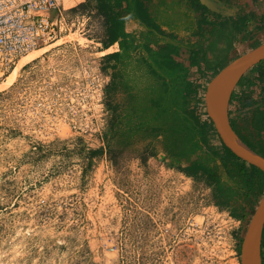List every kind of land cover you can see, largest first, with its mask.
I'll return each instance as SVG.
<instances>
[{"label":"rangeland","instance_id":"rangeland-1","mask_svg":"<svg viewBox=\"0 0 264 264\" xmlns=\"http://www.w3.org/2000/svg\"><path fill=\"white\" fill-rule=\"evenodd\" d=\"M86 1L65 0L54 46L0 78V264H239L250 211L217 206L188 163L134 129L136 99L91 42L100 32ZM196 90L188 111L205 123Z\"/></svg>","mask_w":264,"mask_h":264},{"label":"trees","instance_id":"trees-1","mask_svg":"<svg viewBox=\"0 0 264 264\" xmlns=\"http://www.w3.org/2000/svg\"><path fill=\"white\" fill-rule=\"evenodd\" d=\"M148 0H125L126 6L118 11V14L127 13L149 30L160 33L156 27L150 25V13L146 6ZM221 3H232L233 0H218ZM110 2V1H109ZM108 2V3H109ZM202 12L200 19L206 11V7L198 0H190ZM120 0H117L120 5ZM100 4H106L102 1ZM88 5V2H87ZM198 11V10H197ZM212 24V23H211ZM209 23V25H211ZM212 26V25H211ZM116 26L109 25V38L117 37ZM140 42L138 48L141 52L137 63L142 65L133 70L135 82L124 77L128 69L125 56L118 51L109 53L105 59L112 60L119 67L121 77L124 79L125 90L129 92V102H132V118L137 122L134 129L145 127L148 136L159 140L165 154L178 161L188 163L185 166L184 174L188 177L203 180L212 188L215 204L219 207L228 206L231 200L236 202L244 215L250 211L252 214L254 206L246 209V202L262 194L264 179L263 174L254 166L246 163L225 147L221 140V147L218 149L208 143V132L212 130V124L208 119L205 123H199L197 117L188 111V90L189 87L181 82L179 74L181 68L174 63L168 51L169 45H163L153 50L149 42ZM134 44V42H133ZM135 45V44H134ZM125 52L134 48L131 42L122 43ZM150 50H147V48ZM124 52V53H125ZM254 65L252 69L259 68L261 75H264V67ZM264 63V62H263ZM122 66V67H121ZM127 73V72H126ZM116 75V74H115ZM138 79V80H137ZM111 81L115 82V76ZM141 81V82H136ZM135 84V85H134ZM142 84V86H140ZM235 96L232 93L231 98ZM139 100V102H138ZM138 108V105L141 104ZM241 104L247 107L251 104L248 98L242 99ZM230 125L236 135L247 144L252 150L264 157V107L252 111L243 120L230 119ZM239 123V124H238ZM234 209H236L234 207ZM240 242L237 244V251L240 252ZM264 245V230L261 246Z\"/></svg>","mask_w":264,"mask_h":264},{"label":"crops","instance_id":"crops-1","mask_svg":"<svg viewBox=\"0 0 264 264\" xmlns=\"http://www.w3.org/2000/svg\"><path fill=\"white\" fill-rule=\"evenodd\" d=\"M71 1H75L73 5L76 6L82 0ZM102 1L105 2V0L86 2L90 9L89 15L95 24L94 28L97 26L100 32L98 34L100 36L96 38L92 36L99 42L96 40L91 42L95 47L99 46V53L104 57V62L105 56L112 52L118 51L125 56L132 55V51L138 50L133 42L140 36H143L142 43L149 40L150 47L155 50L159 46L169 45L168 51L172 52L170 56L181 68L179 74L181 82L189 88L195 82L196 93L202 90L201 97L207 82L218 70L264 40V0H233L232 3L215 0L218 11L208 9L210 12L206 11L202 19L199 17L202 12L190 0H148L146 6L151 16L150 25L156 27L160 33L149 30L127 13L118 14V11L126 6L125 0H120V5L116 4L117 0H106V4L101 5ZM74 6L71 4L70 7ZM209 23H212V26ZM109 25L116 26L115 31L119 32L116 38L112 37L113 40L108 36ZM124 41L131 42L135 48H129L125 52L122 46ZM107 48H112V52H105ZM148 50L149 47L146 52ZM263 62L259 66L264 67ZM251 68L235 85L232 93L236 97L230 99L228 104L229 120L234 119L236 123L247 117L250 112L264 107V75L260 74L258 67L252 70ZM246 98L251 104L243 107L241 100ZM232 104H235L236 112L231 109ZM220 147L221 143L218 140L216 148ZM260 255L261 264H264V245L261 246Z\"/></svg>","mask_w":264,"mask_h":264},{"label":"water","instance_id":"water-1","mask_svg":"<svg viewBox=\"0 0 264 264\" xmlns=\"http://www.w3.org/2000/svg\"><path fill=\"white\" fill-rule=\"evenodd\" d=\"M198 1L211 11H218V4L215 0ZM263 60L264 41L238 55L218 70L207 82L202 99L205 114L222 144L246 164L258 169L264 179V157L252 150L236 135L228 117V104L235 85L245 72ZM263 230L264 185L259 201L242 234L239 264H261L260 251Z\"/></svg>","mask_w":264,"mask_h":264},{"label":"built area","instance_id":"built-area-1","mask_svg":"<svg viewBox=\"0 0 264 264\" xmlns=\"http://www.w3.org/2000/svg\"><path fill=\"white\" fill-rule=\"evenodd\" d=\"M64 3L65 0H0V78L10 73L23 54L54 46L64 21ZM202 110L208 119L204 107Z\"/></svg>","mask_w":264,"mask_h":264},{"label":"bare ground","instance_id":"bare-ground-1","mask_svg":"<svg viewBox=\"0 0 264 264\" xmlns=\"http://www.w3.org/2000/svg\"><path fill=\"white\" fill-rule=\"evenodd\" d=\"M35 52H37V50H32L30 52H27V53L23 54L19 58L17 64L14 66V68L11 71H14V70L20 68L23 64H25L26 62H28L31 58H34L37 55Z\"/></svg>","mask_w":264,"mask_h":264},{"label":"flooded vegetation","instance_id":"flooded-vegetation-1","mask_svg":"<svg viewBox=\"0 0 264 264\" xmlns=\"http://www.w3.org/2000/svg\"><path fill=\"white\" fill-rule=\"evenodd\" d=\"M246 165H248V164H246ZM241 240H242V238H241Z\"/></svg>","mask_w":264,"mask_h":264}]
</instances>
